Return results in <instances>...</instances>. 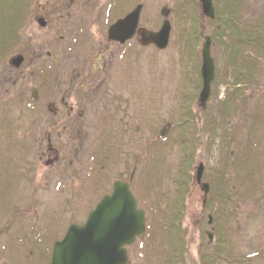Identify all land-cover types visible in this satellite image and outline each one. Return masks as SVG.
I'll return each instance as SVG.
<instances>
[{
  "label": "rangeland",
  "instance_id": "1",
  "mask_svg": "<svg viewBox=\"0 0 264 264\" xmlns=\"http://www.w3.org/2000/svg\"><path fill=\"white\" fill-rule=\"evenodd\" d=\"M88 1L94 3L95 9L98 6V16L94 22L93 17L90 20L78 17L79 56L98 51V40L102 35L106 39L105 18L116 14L120 8L117 2H122ZM184 2L129 0L130 10L139 3L144 5L140 26L151 31L161 27L160 10L170 9V43L167 49L158 51L153 47L141 48L137 41H131L126 60L130 90L126 125L116 116L109 120L100 118L96 124L92 119L85 122V137L80 140L76 137L66 144L82 148L81 167L71 172L72 179L64 177L58 164L46 166L48 157L39 159L37 147L41 143L45 150L46 133L55 125L38 117L47 113L46 101L31 106L33 110L28 106L27 79L17 83V90L12 92L14 97L9 95L11 99L8 96L7 101L2 97L0 264H49L51 246L62 238L69 223L85 220L87 213L111 191L113 180L120 176L123 166L127 167L125 179L136 166L132 191L138 207L145 212L146 222L145 233L126 248L128 264H264V71H257L250 84H245L244 77L241 79L237 72L234 76L228 69L225 52L212 47L211 57L221 84L217 88L212 84L204 110L199 106L194 109L203 119L198 126L203 123L206 130L202 141L194 144L198 149L189 161L179 137L191 141L194 125H181L185 130L180 133L173 121H182L185 100L190 105L197 103L195 94L198 96L201 85L196 91L199 81L192 70L194 61L188 60L180 49L188 39L193 9L201 19L204 36H209L213 28L208 19L200 17L197 0L182 7L185 19L177 13L176 7ZM34 3L36 7L44 4V0H28V11L18 29L16 43L0 51V74L17 53L26 57L36 53L32 67L33 85L37 87L44 66L50 68L49 76L51 72L52 77H60L61 66L75 65L77 43L75 36L65 34L64 40L58 36L47 47L45 39L51 30L35 24ZM238 16L260 25L264 0H242ZM202 43L201 38L199 47ZM46 52L52 55L49 64H44L43 58L37 60L40 53L45 57ZM236 79L241 81L232 87ZM116 108L111 106L112 111ZM206 119L216 122L212 131L206 128ZM51 142L58 144L56 136H51ZM13 163L18 168L16 178L12 177ZM199 164L204 168L201 182L209 185L205 208L203 192L195 181ZM181 180L186 182L187 191L178 233L166 226L163 217L171 215L169 202L176 189H180ZM182 190L185 192L184 187ZM225 196L229 200L227 204ZM163 197L167 200L163 201ZM208 216L212 220L210 225ZM211 230L214 239L208 243L205 232ZM179 241L182 247L173 246ZM181 252L182 255L171 258Z\"/></svg>",
  "mask_w": 264,
  "mask_h": 264
},
{
  "label": "flooded vegetation",
  "instance_id": "2",
  "mask_svg": "<svg viewBox=\"0 0 264 264\" xmlns=\"http://www.w3.org/2000/svg\"><path fill=\"white\" fill-rule=\"evenodd\" d=\"M33 7L35 14L33 12L32 16L35 24L40 28L51 30L50 35H47L45 39L47 47H50L51 40L58 36L60 40L65 39V34L75 36L77 43L75 65L61 66L60 77L59 75L52 77L51 72L49 76L50 68L44 66L40 84L35 87L33 85L35 79L32 64L36 53H33L32 57L17 53V56L23 58L22 63L15 67L11 60L8 68H5L4 72L0 74V101H3V96L7 98L4 101L8 100L9 95L14 97L12 92L17 90V83L27 79L30 86V93L27 98L28 106L31 107L39 101H46L47 113L38 117L46 120L45 122L55 123V125L50 126L46 133L45 150H42L41 143L37 147L39 159H43L44 156L48 157L45 164H58L60 166L58 167L59 171L64 174V177L67 176L72 179L71 172L81 167L82 148L81 146L71 148L66 144L76 137L78 140L85 137L83 134L86 132L83 131V124L91 119L96 121V124L100 118L104 117L105 120H109L113 116H116L114 118H117L118 121H125L124 125L128 120L126 106L130 99V90L126 60L129 57L127 52L130 51L131 41L124 44L108 41L107 31L131 11L129 0L117 2V7H120L118 12L109 18H105L106 39L102 35L101 40L99 39L97 43L98 51L86 56L81 54L79 56L78 54V17L81 16L83 19L88 17V20L93 17L92 22H94L98 16L96 12L98 6L95 9L94 3L88 0H44V4H38L35 7L34 3ZM102 11L104 12V9ZM94 12L95 14L92 15ZM102 22L104 23V18ZM133 40L138 43L136 36ZM42 54L38 55L37 60L43 58L44 64H49L52 55L46 52L45 57H43ZM25 69L27 70L26 74H24ZM114 105L117 108L112 111L111 106ZM52 135L56 136L57 145L51 142ZM126 168L123 166L120 176L113 182L120 181L132 184L134 172L128 174L127 179H125ZM79 173L80 170H78V177Z\"/></svg>",
  "mask_w": 264,
  "mask_h": 264
},
{
  "label": "water",
  "instance_id": "3",
  "mask_svg": "<svg viewBox=\"0 0 264 264\" xmlns=\"http://www.w3.org/2000/svg\"><path fill=\"white\" fill-rule=\"evenodd\" d=\"M202 16L213 20L214 9L211 0H198ZM142 6H137L125 19L118 21L108 31V40L123 44L135 33L142 46H154L164 50L168 46L170 25L165 21L158 32L138 29ZM161 14L166 17V10ZM43 25V24H42ZM210 40L205 39L201 50L202 89L198 101L204 107L209 100L214 79V65L210 58ZM22 62L21 57L12 61L15 67ZM203 166L196 172L200 184ZM204 195L208 185H202ZM145 230L144 213L137 210L136 202L126 184L115 183L111 195L104 197L89 214L82 226L69 227L62 241L55 243L50 264H126L124 246L130 245Z\"/></svg>",
  "mask_w": 264,
  "mask_h": 264
},
{
  "label": "trees",
  "instance_id": "4",
  "mask_svg": "<svg viewBox=\"0 0 264 264\" xmlns=\"http://www.w3.org/2000/svg\"><path fill=\"white\" fill-rule=\"evenodd\" d=\"M189 1L192 2L193 0H185L181 6L178 5L175 9L177 13L183 15L184 19L185 13L182 7L186 6ZM213 5L215 9V20L210 24V27L213 28L212 33L209 35L211 49L212 47H217L221 49L220 53L225 52L228 69L233 71L232 74L234 76L237 72L241 79L244 77L242 81L245 82V84H250L251 77H253L257 71H264L262 67L264 63V24L262 23L264 18L260 19V25L243 21L242 18L238 16V9L242 7V0H213ZM27 11L28 0H0V51L5 49L8 45L16 43L18 29L23 23ZM187 32L188 39L183 41L184 44L180 52H184L188 60L194 61L192 70L195 71L199 81L196 86L197 91L201 85L199 73V43L202 38L201 33L203 32V26L201 25V19L196 15V9H193V18L190 23V29ZM218 73L215 76L214 83L216 88L218 84H221L218 83L220 80ZM241 79H236L235 83L232 81L231 86L235 87L236 83L241 81ZM234 90L235 89H233V91ZM233 95H236L235 92H233ZM196 99L197 96L195 94V101ZM186 102L187 100L184 101L185 105L183 107L182 121L179 122L178 119L173 122L176 124L177 128L181 129L180 133H184L183 130H185L184 128H180L181 125L185 127L187 124L194 125V129L192 128L191 132V141L189 140L190 143L186 138L179 137V144L185 145L187 158L190 161L193 155H196L195 150L198 149L194 144L198 141H202L206 129H204L203 123L201 127L198 126L199 121H203V119L198 117V114L194 111L195 107L198 106L197 103L190 105ZM218 119H221L220 116ZM215 124L216 122L213 120H205V126L209 130L211 128L210 131H212V126ZM197 136L200 137V140H198ZM178 183L180 189H176L174 198L169 202V210L172 211L170 212L171 215L163 217L164 222L167 224L166 226L174 231L180 229L182 225L181 221L185 213L184 194L187 191L185 188V181L181 180ZM183 187L185 192H183V190L181 191ZM223 198L227 204L229 200L226 196ZM165 200L167 199L163 197V201ZM178 244L180 247L183 246L181 242ZM216 253L219 254V251L217 250ZM171 258H175V256Z\"/></svg>",
  "mask_w": 264,
  "mask_h": 264
}]
</instances>
